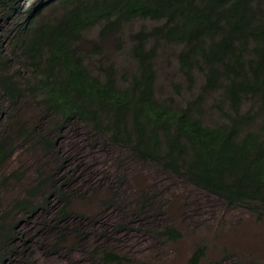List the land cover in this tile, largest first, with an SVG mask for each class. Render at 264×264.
Segmentation results:
<instances>
[{"label": "trees", "instance_id": "16d2710c", "mask_svg": "<svg viewBox=\"0 0 264 264\" xmlns=\"http://www.w3.org/2000/svg\"><path fill=\"white\" fill-rule=\"evenodd\" d=\"M25 5L1 0L13 37L9 50L0 46V66L17 60L30 76L21 86L13 74H1L0 87L16 101L25 95L34 100L45 125L41 130L39 124L30 130L19 126L17 133L34 132L36 145L65 161L59 135L78 123L132 158L156 163L228 204L264 216V0H35ZM139 18L156 23L131 35L133 72L120 79L116 64L102 59L92 71L87 55H103V41ZM98 25V41L86 40L84 34ZM165 44L179 47L174 54L187 83L184 88L174 82V87L189 94L183 104L156 93L157 58ZM197 73L203 76L199 86ZM212 97L223 120L208 124L203 116ZM13 154L0 145V169ZM62 169L64 162L59 168L43 164L36 180L0 211V264L21 254L16 217L35 216L54 200L55 219L67 225L57 242L76 231L68 226L73 197L58 177ZM12 178L18 179L17 172L3 173L2 181L6 185ZM161 232L173 239L182 235L173 225ZM205 254L206 247L198 246L186 264H201ZM103 259L133 260L109 249Z\"/></svg>", "mask_w": 264, "mask_h": 264}, {"label": "rangeland", "instance_id": "374dc122", "mask_svg": "<svg viewBox=\"0 0 264 264\" xmlns=\"http://www.w3.org/2000/svg\"><path fill=\"white\" fill-rule=\"evenodd\" d=\"M18 1L28 5L35 0ZM7 14L0 0L3 51H7L13 37L3 19ZM155 23L139 18L105 39L103 55H87L90 69L97 72L102 59L116 64L120 79L123 73H132L135 61L130 53L131 35L143 25L151 27ZM99 30L100 26H95L84 34L85 39L98 41ZM82 48L88 49L86 41ZM178 49L175 45L162 46L157 58L156 93L161 100L172 97L183 104L189 94L186 90L178 94L174 87V82L184 88L187 83L174 54ZM1 74H13V80L21 86L30 76L17 60L0 66ZM202 81V74L197 73L198 86ZM17 100L4 94L0 87V145L14 150L0 169V211L36 180L43 164L59 168L64 162L58 177L61 183L68 184L73 197L74 213L68 226L76 231L72 230L67 241L57 242L59 232L67 226L64 220L55 219L58 200L35 216L16 217V221L20 220L21 254L10 264H119L103 259L105 249L133 259L120 264H186L198 246L206 247L201 264H264V216L248 206L228 204L215 193L166 172L156 163L136 160L119 145L78 123L59 135L65 161L54 154L48 156L34 143V132L17 133L19 126L30 130L39 124L41 130L45 125L42 107L27 95ZM214 100L212 97L208 101L203 116L208 124L223 120L213 107ZM12 171L17 172L18 179L12 178L5 185L3 173ZM166 225L175 226L182 235L177 239L165 236L161 230Z\"/></svg>", "mask_w": 264, "mask_h": 264}]
</instances>
